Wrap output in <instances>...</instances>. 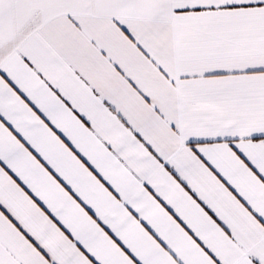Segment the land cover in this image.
I'll return each instance as SVG.
<instances>
[{
    "label": "snow or ice",
    "instance_id": "6c2138e0",
    "mask_svg": "<svg viewBox=\"0 0 264 264\" xmlns=\"http://www.w3.org/2000/svg\"><path fill=\"white\" fill-rule=\"evenodd\" d=\"M0 264H264V0H0Z\"/></svg>",
    "mask_w": 264,
    "mask_h": 264
}]
</instances>
